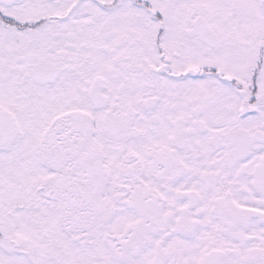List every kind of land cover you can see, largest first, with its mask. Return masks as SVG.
<instances>
[{"label": "snow or ice", "instance_id": "obj_1", "mask_svg": "<svg viewBox=\"0 0 264 264\" xmlns=\"http://www.w3.org/2000/svg\"><path fill=\"white\" fill-rule=\"evenodd\" d=\"M0 264H264V0H0Z\"/></svg>", "mask_w": 264, "mask_h": 264}]
</instances>
